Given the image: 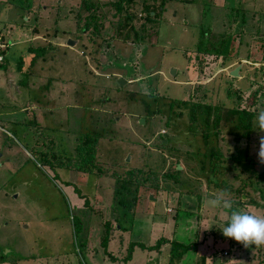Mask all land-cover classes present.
Masks as SVG:
<instances>
[{
	"label": "rangeland",
	"instance_id": "rangeland-1",
	"mask_svg": "<svg viewBox=\"0 0 264 264\" xmlns=\"http://www.w3.org/2000/svg\"><path fill=\"white\" fill-rule=\"evenodd\" d=\"M116 1L88 0L100 5L96 14L104 19L96 37L90 31L80 32L88 14L84 0H0V264H168L169 247L164 244L158 253L137 248L127 263L122 259L132 241L151 246L172 233L178 241H188L193 231L174 232L172 223L177 201L183 202L187 193L203 198V216L199 208L192 217L202 233L215 231L217 241L219 236L227 238L221 230L230 218L208 201L225 191V198L231 200L226 186L238 185L243 177L245 186L254 185L253 200L261 195L259 205L264 207V185L259 184L264 169L248 163H260L252 145L264 132L254 123L256 116L247 131L243 124L237 127L235 113L226 112L236 103L226 89L240 92L236 104L240 111L264 110V106L258 110L249 106L250 94L259 88V81L264 83V70L257 77L250 74L241 86L227 73L237 60L223 67L222 59L193 51L202 31L217 43L223 30L218 22H232L235 13L222 19L220 15L226 13L222 6H233L235 1L249 14H264V0L167 1L157 39L153 24L150 43L142 45L116 39L118 23L112 5ZM138 9L130 6L124 13L134 14L132 22L140 25ZM79 16L81 21L76 23ZM258 27L264 33V24L248 30ZM244 36V41L253 39ZM69 40L73 46L67 44ZM252 41L257 42L251 43L256 49L252 51L260 53V42ZM238 42L231 38L226 52L234 49L232 56L236 55ZM259 66L255 65L256 71ZM117 77L127 83L118 86ZM260 87L264 98V84ZM198 103L220 107L225 113L219 124L205 126L203 114L190 124L192 104ZM228 118L233 122H225ZM30 120L38 126L28 125ZM86 135L97 139L85 168L88 173L75 170L83 165L81 158H90L76 150L80 137ZM211 147L224 158L234 156L236 150L243 157L234 165L210 164ZM37 152L65 156L70 162L62 164L66 168L60 165L52 170ZM98 169L103 175L97 174ZM136 169L150 175L138 197L124 189L117 191L110 176H125ZM239 170L255 176L248 183ZM257 183L261 191L255 188ZM190 197L187 207L196 200ZM238 206L264 216L262 207ZM108 228L107 252L112 258L101 246ZM202 238L196 249L199 256L205 255L204 264H264V245L245 248L228 238L236 250L226 253L229 247L223 241L224 249L207 257Z\"/></svg>",
	"mask_w": 264,
	"mask_h": 264
},
{
	"label": "trees",
	"instance_id": "trees-1",
	"mask_svg": "<svg viewBox=\"0 0 264 264\" xmlns=\"http://www.w3.org/2000/svg\"><path fill=\"white\" fill-rule=\"evenodd\" d=\"M167 1H171V0H117L116 2H114L112 5L114 6V18H116L117 20V27H116V34L115 37L116 39H122L124 41H130L131 43H137V44H148L150 43V37H151V31L153 29V24H155V38L157 39L158 34H159V27H158V23L162 18V13L164 10V5ZM177 1V0H176ZM183 2H197L199 0H181ZM85 6H84V10L86 12H88L87 16H85V22L83 24L82 27H80V32H87L90 31L91 35H94L96 37L100 36V31L101 28L103 27V22L104 19H101L96 13L98 12L100 5H98L97 3L94 2H88V0H84ZM228 3V2H227ZM234 4V5H233ZM233 6H231L230 3L224 5V7L222 6V8L226 11V13L220 15L222 17V19H224L223 15H225V18H227V15L231 17V15L234 14V17L232 18V22L231 23H223V21L221 20V22H218V24H221L222 27V32L219 33L220 38L219 41L217 43H213L210 41L209 36L207 37V39L205 38V32L202 31V36L198 39L199 41L196 43V48L193 51H197L196 54L202 55L204 54L205 57H207V55H211L214 56L215 58H221L222 59V63L227 64L228 62L232 61L233 59H238L240 58L242 55L246 58L249 57V53H250V48L249 47V41H244L245 39L243 38V35L248 36L247 39H251L254 40V38H256L257 41H259L260 45V49L263 51L262 54H264V33L262 32V30L258 27V30H248V28L253 29L255 28L257 25V22L263 21V23H261V25L259 24L258 26H262L264 24V19H260V17L264 18V14L261 12H256L253 11V13L249 14L248 10H245L243 8H237L235 6V1L233 2ZM108 5V4H106ZM126 5H128L126 7ZM139 5V6H138ZM214 5V4H213ZM133 6L135 10L138 9L139 10V21H140V25L133 23V15H129L128 12L126 11V15H125V10L130 7ZM214 7H217L214 5ZM218 8V7H217ZM134 10V11H135ZM205 11V10H204ZM238 11L240 12V17H237ZM136 14H138V11L136 12ZM138 19V18H137ZM81 19L80 16L78 17V20L76 23H80ZM226 21V20H225ZM253 24H255L253 26ZM79 25V24H78ZM252 25V26H251ZM253 27V28H252ZM226 30H228V32H226ZM211 29L208 30V35L211 34ZM230 33V34H228ZM213 34V33H212ZM223 34V35H222ZM244 36V37H246ZM238 39V46L235 48V52L237 51V56H235V58L232 56V52L234 49H232L230 52H226L227 46H228V42L230 41V39L232 38V40L234 41V38ZM95 41L94 43L97 44L98 42L96 41V39L92 40ZM156 41V40H155ZM257 43V42H256ZM152 45V43H151ZM242 45H244L245 47H243ZM240 46L243 47V51L239 53V48ZM41 51L43 49H40ZM36 51V50H34ZM5 54V53H4ZM6 59V58H5ZM239 63V61L237 62ZM17 69L19 70L20 67L18 65ZM228 92V97H230V99H235L236 103H235V108L234 109H229L228 113L231 114H236L234 116H236L235 120L237 121V127L242 126L245 128V130L250 131L252 129L253 126V118L254 116H257L256 112H253V110L249 111L247 110H243L240 111V109L238 108L239 106L236 105L239 101H240V97H237V95H240V92L236 91L235 89L232 90H227ZM262 92V88L259 86V88H257L256 90H254V92H252L250 95V99H249V106L254 107L257 103V97L259 95V93ZM201 105V107H200ZM234 107V106H233ZM251 107V108H252ZM239 111V112H238ZM241 112V113H240ZM190 114V124H196V122H198L197 116L200 115H204V118H210L211 116V121H208L207 118L205 120H202L205 124V126H210L211 124H219L220 119L222 118V113H225L221 110L220 107L218 106H210L207 104H192L191 110L189 112ZM202 115V116H203ZM230 116V118H231ZM203 118V119H204ZM225 122H233V120L230 121V119H226ZM37 125L38 123L35 121L30 120L28 122V125ZM37 128V127H36ZM96 136V135H94ZM52 142V140H50ZM237 141V139H236ZM77 146L76 150H78V154L82 157L89 156L90 158L87 160H84L85 158H81L83 165L80 167H77L75 170L78 171H82V172H89L86 171V167L88 162H90L92 160V155L95 149V145L97 143V139L95 137H92L91 135H86L85 137H80L79 141L77 142L76 145ZM94 147V149H93ZM236 154H234V156H228V158H224L221 155L217 154V151L214 149V147H211V149H209V159H210V164L213 161H216L218 164H223V163H231V164H235L237 161H240L243 157V153L241 150H236L235 151ZM37 154L40 156V158L42 159L43 164L47 165L50 169L55 170L57 168H61L60 165H62L64 162H70V159H68V157L66 159H64L65 156H61L58 154H51V157L48 156V154H45L43 152H37ZM60 161H63L61 164ZM249 164H260L261 167H263L264 169V164L262 163H256L253 161L248 162ZM213 165L215 166V164L213 163ZM64 168H66L65 165H62ZM235 167V166H234ZM71 169V168H70ZM85 169V170H84ZM213 169H217V166H215V168ZM236 169V167H235ZM262 169V170H263ZM69 170V169H68ZM73 170V169H71ZM99 170V169H98ZM261 170V171H262ZM240 171V170H239ZM240 173L242 175H246V181L249 183L252 179H253V174H250V171H245V172H241ZM98 175H103V173L100 172V170L97 172ZM236 176H238V174H235ZM111 178L114 179V186L116 188V190L118 191L119 188L120 189H124L125 192L128 193H132L134 195L135 198L138 197V193L139 191L142 190V187L144 186V183L150 180V175H146L143 176L142 170L141 169H136V170H129L126 171L125 176H123V174H112L110 176ZM241 177V176H240ZM241 182L236 185H228L226 186V190H229V192L231 193L232 197L231 200L233 202V209H239V206L236 208V205L239 203H244V204H248V205H254V206H258V207H262V209L264 208L263 206H261V204L259 205V202L263 201L262 196H258V201L257 198H255V200H253V198L251 197L254 192L255 189L253 190L254 185L252 183H249L252 185L249 186H245L244 184V180L243 177L241 179ZM258 182V181H257ZM264 185V172H261V177H260V183ZM258 185V183H257ZM66 186H69V183H66ZM257 187H259V190L261 191L260 185L256 186L255 188L257 189ZM249 191V192H247ZM75 192L79 193L77 191V189H75ZM186 195L189 196H195L196 200L198 201L199 204V208L200 206H202V202H203V198L200 197V195H194V194H190L187 193ZM78 196L80 198H82V194H78ZM248 200H244V197ZM173 197V196H171ZM209 197V196H208ZM216 197V196H215ZM213 197V198H215ZM237 198V199H236ZM179 201H177V208L176 211H179ZM242 209V208H241ZM219 210L221 212L223 211H227L228 212V216L230 218V211L231 210H226L223 209L222 207L219 208ZM177 212V213H178ZM176 213V215H177ZM229 222V221H228ZM227 222V224H228ZM123 228H121L122 231ZM110 229L108 228V232L105 233V236L103 238V240H101V246L104 248L105 253L110 256L111 258L113 257L111 255V253L107 252V244L109 239V231ZM215 231H211L210 234H206L205 232V238L206 237H210L211 238V243L209 242L208 246V252H207V257L208 256H216L220 251L218 249H224L222 244L224 242L228 243V250L226 251V253H231L234 250H232V246L234 244H229V240L228 238H224L219 236L221 239L220 241H217V236L216 234L214 235ZM222 234V232H221ZM224 241V242H223ZM168 243L166 240H164V238H161L159 240L156 241V243L154 245L151 246H146L142 243H139L138 241H132L129 245H128V249H127V254L125 255V257L122 259L123 262H128L131 258L132 255L135 251V249L139 248L143 251H148V252H154V251H159L160 247L162 244H166ZM217 243H220L218 245H216ZM195 245V243H190V244H183L177 241H172L170 242V250H169V262L168 264H175V262H179L183 255H185L186 253H188L192 247ZM227 247V246H225ZM235 247V246H234ZM236 248V247H235ZM230 249V250H229ZM109 253V254H108ZM204 259H205V255L202 254L198 257V261L195 264H204Z\"/></svg>",
	"mask_w": 264,
	"mask_h": 264
},
{
	"label": "crops",
	"instance_id": "crops-1",
	"mask_svg": "<svg viewBox=\"0 0 264 264\" xmlns=\"http://www.w3.org/2000/svg\"><path fill=\"white\" fill-rule=\"evenodd\" d=\"M243 4V3H242ZM243 8V7H242ZM244 9V8H243ZM260 24V22H257L256 23V25H259ZM255 24H253V26H254ZM252 26V25H251ZM263 26V25H262ZM2 28L0 27V30H1ZM3 34V32L2 33H0V39H1V37L3 36L2 35ZM248 40V39H247ZM251 43H254V41H249V47L248 48H250V53H249V57L248 58H246V57H244L243 55L240 57V58H238V59H233V60H237V62L239 61V63H237L236 62V65L234 66V67H230V68H228V70H227V73H228V76H230V73L232 72V70L236 67V66H238V65H241V69H240V71H239V77L238 78H236V81L241 85V86H243L244 84H246V82H247V79H249L250 78V74H252V76H255V77H257L258 76V73H260V74H262V71L264 70V54H262V52L260 51V48L258 47V51L260 52V53H257V52H254V51H252V50H254L255 49V46H252L251 45ZM254 44H256V43H254ZM253 47V48H252ZM29 51H32V49H28ZM244 49H243V47L242 46H240V48H239V53L240 52H242ZM256 50V49H255ZM236 54H237V51H236ZM235 56H237V55H233V57L235 58ZM3 58H6L5 57V54H3ZM220 58V57H219ZM221 59V58H220ZM5 62H6V59H5ZM223 62V61H222ZM230 62H232V61H230ZM230 62H228V63H230ZM263 62V63H262ZM249 65V66H246V65ZM254 64V67L252 68V70H249V72H248V70L247 69H249V67L250 66H252V65ZM256 64H259L260 66L258 67V69H257V71H256V69H255V65ZM1 65V64H0ZM226 64H224L223 65V67L225 66ZM261 67V68H260ZM224 71V70H223ZM223 71H221V72H223ZM243 71V73L241 74V72ZM251 71V72H250ZM220 73V72H219ZM218 73V74H219ZM264 73V72H263ZM218 74H216V75H218ZM216 75L215 76H212L211 78H210V80H209V82L210 81H212V80H214L215 78H216ZM218 76H221V75H218ZM226 76V75H225ZM119 77V76H118ZM117 77V78H118ZM255 77H252V78H255ZM230 78H231V76H230ZM226 79V78H225ZM254 80V79H253ZM229 84L231 83V82H229L228 80H226ZM255 82H256V80H254ZM258 82V81H257ZM264 83L263 82H258V86H262ZM257 86V87H258ZM236 89H238V90H242V87H240V88H236ZM230 98V97H229ZM231 100H232V98H231ZM261 106H264V98L262 97V95L261 94H259L258 95V100H257V104L253 107V109L254 108H256L257 107V110H258V107H261ZM253 112H255V110H253ZM2 119V118H1ZM256 141L253 143V147H255V150H256V153L258 154L259 153V145H260V139H258V137H256ZM251 140V139H250ZM67 188H70L69 186L67 187ZM72 190V189H71ZM188 199H190L191 200V197L189 196V195H186V197H185V199L183 200V202H180L179 201V206H178V208H179V211L180 212H178L179 213V216H181V212L183 211L185 214V216L183 215L180 219L179 218H177V216H178V214H177V216H175V218L172 220V223H174V232L176 231V230H178V228H180V229H184V230H186V229H190V230H192L193 231V234H192V236L191 237H189L188 238V241L187 242H181V241H178L177 240V238L178 237H176V238H174L173 237V233H172V237H167V238H165V237H162V238H164V240H166L168 243H166V244H164V245H167V247H169V250H170V242H172V241H177V242H180V243H183V244H190V243H195V245L192 247V249L188 252V253H186L185 255H183V257H182V259L179 261V262H175V264H195L197 261H198V257H199V251H197V249H196V247H197V244H198V242H199V239H200V237L203 235V238L201 239V243L200 244H202V243H206V248H208L209 249V246H208V244H209V242H210V240H211V238L210 237H206V241L204 240V238H205V231H203V233H202V231L201 230H199V222L197 221V219H196V221L194 222V218L192 217V215H194V213H195V210H196V212L198 211V209H199V204H198V201L197 200H195L194 199V204H191V202H190V207L188 206L187 207V203H188ZM203 205V204H202ZM187 207V208H186ZM190 208V209H189ZM200 210H201V214H202V216H203V209H202V206H200ZM178 216V217H179ZM188 216V217H187ZM189 220H190V222H189ZM184 223V224H183ZM183 224V225H182ZM194 229V230H193ZM118 235V234H117ZM185 235H186V233H185ZM154 245V244H153ZM234 248V246H232V250H234L233 249ZM159 251H161V248H160V250ZM154 252H156V253H158V251H154ZM134 253H135V251H134ZM148 253H150V252H148ZM112 255V254H111ZM113 256V255H112ZM188 257V258H187ZM133 258H135V255L133 256ZM168 259H169V256H168Z\"/></svg>",
	"mask_w": 264,
	"mask_h": 264
},
{
	"label": "clouds",
	"instance_id": "clouds-1",
	"mask_svg": "<svg viewBox=\"0 0 264 264\" xmlns=\"http://www.w3.org/2000/svg\"><path fill=\"white\" fill-rule=\"evenodd\" d=\"M255 124L261 132H264V110L258 112ZM259 162L264 164V136L260 137ZM228 193L222 192L208 201L211 208H223L230 211V220L223 227L222 234L243 244L245 248L252 245L256 247L264 245V216L250 214L243 209H233V202L225 197Z\"/></svg>",
	"mask_w": 264,
	"mask_h": 264
},
{
	"label": "water",
	"instance_id": "water-1",
	"mask_svg": "<svg viewBox=\"0 0 264 264\" xmlns=\"http://www.w3.org/2000/svg\"><path fill=\"white\" fill-rule=\"evenodd\" d=\"M67 44L69 46H73L72 43H71V40H69ZM240 69H241V65L236 66L232 70V72L230 73L231 78H238ZM175 72L176 71L172 69L170 74L173 76L175 74ZM116 82H117L118 86H120V87L123 86V84L127 83V81L124 78H118L116 80Z\"/></svg>",
	"mask_w": 264,
	"mask_h": 264
},
{
	"label": "built area",
	"instance_id": "built-area-1",
	"mask_svg": "<svg viewBox=\"0 0 264 264\" xmlns=\"http://www.w3.org/2000/svg\"><path fill=\"white\" fill-rule=\"evenodd\" d=\"M0 130H1V127H0Z\"/></svg>",
	"mask_w": 264,
	"mask_h": 264
}]
</instances>
